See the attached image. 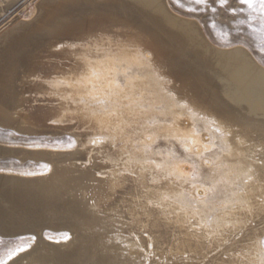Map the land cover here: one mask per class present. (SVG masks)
I'll return each mask as SVG.
<instances>
[{
	"label": "bare ground",
	"instance_id": "6f19581e",
	"mask_svg": "<svg viewBox=\"0 0 264 264\" xmlns=\"http://www.w3.org/2000/svg\"><path fill=\"white\" fill-rule=\"evenodd\" d=\"M55 1L48 0L53 3ZM87 1L91 5L88 4L84 9L79 6L80 2H77L69 5L61 17L48 20V25L44 26V36L34 38L37 47L58 44L69 35H91L106 26L129 24L138 27L150 23L152 26L166 28V25L169 29H174L171 32L173 38L189 43L190 49H193L190 51V59L193 56L201 58L212 52L201 42H193V39L200 37L196 30L188 21L170 14L163 0H106V3L100 6L96 5V1ZM44 7L41 14L46 11ZM87 8L89 9L86 10ZM80 11H84L87 18L96 14L103 16L91 20L89 24L77 22L73 15ZM68 15H72V20L69 21ZM71 24L75 26L72 28ZM22 28L16 27L13 33L4 37L0 43H9L8 40L16 37L17 31ZM35 29L38 31V28ZM101 53V60H106L105 56L108 54L105 51ZM215 56L212 55L213 58ZM205 59L206 57L202 68L195 65L185 67V64L181 65L174 60L167 65V69L171 66L176 74L182 73V77L186 75L180 80L176 92L168 96L169 108L175 117L183 113L191 114L202 128L215 130L214 136L219 140L216 152L222 161L219 173L225 176L230 184L231 175L238 178L244 194H239L233 187L230 196L223 198L224 206L216 217L211 222H206L204 212L190 205V200L184 196L178 185L172 182L166 184L167 187H148L151 183L146 186L143 180L146 168H135L133 174H137L140 179L135 180L136 183L130 187L122 186L121 171L124 172L125 168L130 167L131 159L139 153H135L136 149L123 152L124 158L120 154L110 155V149L107 151L108 147L105 146L107 135L95 133L84 137L79 133L76 150L46 154L49 155L50 162L54 161V165L48 163L52 165L48 176L27 185L19 184L21 187H42L46 191L38 211H35L36 215L30 216L33 221L25 222L27 215L21 211L14 214L19 222L24 221V225L27 223V227L32 230L39 232L41 227L49 222L67 228L71 237L67 241L64 240L65 242L53 241L50 244L40 240L35 248L20 257V264H264V252L259 237L264 232V70L257 68L256 64L254 66L247 59L242 67L232 63L233 68H229L231 65L225 60L219 63L214 61L217 68H213ZM109 62L111 65L114 60L105 64L108 66ZM97 65L101 67V64ZM68 66V69L64 70L70 73L67 77L68 83L65 82L59 91L63 89L77 94L78 88L73 87L85 85L92 89L90 93L93 94L88 96L87 93L86 97L79 101L57 98L51 102L49 100L46 105L48 109L58 114L63 108L77 107V114L82 117V122L89 118L94 125L99 122L127 123L125 116L132 105L128 101H123L121 105L108 101V97L113 98V93L104 95L106 100L99 99L97 93L101 91L99 88L93 90V87L99 83L97 87L108 86L110 91H124L130 87L132 78L142 70L139 66L131 73L124 72L119 79L112 77L111 73L108 78L110 85L104 80L110 73L106 67L105 73H102L96 64L83 66L71 63ZM223 69L225 73L237 74H231V78L230 74L220 72ZM158 73L161 76L166 72L161 69ZM172 120L175 119L166 118V121ZM157 121L159 120L155 119L152 124ZM147 154L153 155L154 150L147 151ZM131 155L132 158L129 157ZM118 187H121L120 191ZM227 219L231 221L227 223ZM19 225L22 227L23 223Z\"/></svg>",
	"mask_w": 264,
	"mask_h": 264
},
{
	"label": "rangeland",
	"instance_id": "374dc122",
	"mask_svg": "<svg viewBox=\"0 0 264 264\" xmlns=\"http://www.w3.org/2000/svg\"><path fill=\"white\" fill-rule=\"evenodd\" d=\"M92 1L98 2L97 6L106 3V0ZM77 2H80L79 6L83 9L88 4L91 5L87 0H56L54 3L48 0H0V42L13 33L16 27H23L17 31L16 37L8 40L9 43H0V106L2 107H0V168L3 169L0 173V241H2L0 264H20V257L25 253L9 260V252L17 245L30 242L28 238L31 236L36 237L31 250L40 240L50 244L53 241L65 242L70 239L68 229L61 225L56 226L48 222L39 232L27 227L26 224L33 221L30 216L36 215L35 211H38L46 191L42 187L29 185L21 187L19 184L27 185L48 176L49 171L52 170V165L49 164L54 165V161L50 162L48 157L51 155L49 152L54 151L55 154H60L67 150L68 152L76 150L79 133L84 137L95 133L107 135L105 146L108 147L107 151L110 149L108 151L110 155H123V152L127 153L129 150L136 149L135 153H139L131 159L132 166L125 168L124 172L121 171L122 186L130 187L140 179L137 174L136 176L133 174L135 168H146L147 170L144 171L146 174H143L146 186L151 183L148 187H167L173 182L190 200L191 206L204 212L206 222H211L216 217L224 206L223 198L230 196V190L233 187L239 191V194H244L238 178L231 175L232 183L230 184L227 178L219 173L222 161L216 152L219 140L214 136L215 130H205L191 114L183 113L179 117L173 116L169 108L168 96L176 92L180 80L186 75L182 77V73L176 74L171 66L169 67L171 70L167 69V65L169 66V63L174 60L181 65L185 64V67L195 65L202 68V62L206 57L205 61L207 60L213 68H217L214 63H219L221 60L228 61L231 65L229 68H233L234 64L242 67L241 65L246 64L248 60L254 66L256 64L257 68L264 70V43H262L264 11L260 8L259 0H256L253 8L247 5L240 6L239 0H228L229 4L236 5L234 15L230 10L221 8L218 3L212 4L211 0L206 5H197L193 0H163L170 14L188 21L196 30L200 37L193 39V42H201L209 52L212 51L201 58L193 56L190 59L189 56L192 54L190 51L193 49H190L189 43L179 42L173 38L171 32L174 29H169L166 25L167 29L163 26H152L150 23L147 26L138 27L129 24L106 26L91 35L70 36L68 34L69 37L63 38L58 44H47L38 48L34 38L44 36L43 31L44 26L48 25L47 21L61 17L69 5L77 4ZM84 3L85 5H82ZM43 6L46 11L41 14ZM97 6L95 9L98 8ZM213 7L217 9L215 13L212 12ZM189 9H195V11H189ZM73 16L77 22L89 24L91 20L99 19L103 15H90L87 18L85 12L80 11ZM67 18L69 21L72 20V15L70 17L68 15ZM70 26L73 28L75 25ZM35 28H38V31ZM211 46H214V49ZM100 51L108 54L105 56L106 60H101ZM153 54H156V57ZM212 55L213 57L217 55L216 59ZM225 55H227L226 58ZM112 59L114 62L111 65L109 62L108 68L105 62L113 61ZM71 63L83 66L96 64L97 69L102 73L109 69L110 73L104 79L108 84V78L112 74V77L119 79L124 72L131 73L139 67L142 69L132 78L130 87L124 91H110L108 86L97 87L99 83L93 87V90L100 89L101 92L97 93L99 99L106 100L104 95L113 93V98L108 97V101H115L120 105L123 101H128L132 105L125 116L128 124L99 122L98 125H94L89 118H86L83 123L82 117L80 118L77 114L79 110L77 107L63 108L58 114H54L47 108L49 100L50 102L57 99L79 101L86 97L85 94L88 93V96L93 94L90 93L92 89L85 85L73 87V89L78 88L77 94L69 90L59 91L61 86L68 83L67 77L70 73L64 70H67ZM97 64H101V67ZM24 68H26L25 71H23ZM156 69L158 72L164 69L166 73L160 76ZM220 72L230 74L227 71L225 73L224 69ZM235 73L237 74V72L231 74ZM231 74L229 77L233 78ZM137 106L140 109H135ZM13 115H15L14 118ZM168 117L175 120L166 121ZM49 119L52 122H49ZM155 119L159 121L152 124ZM149 150H154V154H147ZM144 152L146 153L143 154ZM142 155L144 157H141ZM132 156L129 157L132 158ZM120 189L121 187H118V191ZM19 211L27 215L25 225L24 221L19 222L14 217V214ZM230 221L227 219V223ZM20 223H23L22 227ZM65 232L69 239L64 241L62 235ZM259 237L264 252V232Z\"/></svg>",
	"mask_w": 264,
	"mask_h": 264
},
{
	"label": "snow or ice",
	"instance_id": "6c2138e0",
	"mask_svg": "<svg viewBox=\"0 0 264 264\" xmlns=\"http://www.w3.org/2000/svg\"><path fill=\"white\" fill-rule=\"evenodd\" d=\"M193 2L197 5H206L209 3V0H193ZM255 2H256V0H239V5L240 6L247 5L249 8H253L255 5ZM211 3L212 4L218 3L221 8H226V10H230L233 15L235 14V11H236L235 3L229 4L228 0H211ZM259 4H260L261 10L264 11V0H259ZM216 10L217 9L215 7L212 8L213 13H215ZM189 11H195V9H189ZM262 31H264V28H262ZM262 43H264V37H262ZM49 122H52L51 119L49 120ZM72 143L74 144V141ZM2 171H3V169L0 168V172H2ZM97 175H100V173H97ZM20 239L24 240L23 237H20ZM63 239L64 240L69 239V236L67 233L63 234ZM28 240L30 242L17 245L14 249H12L9 252V260H13L18 255L28 252L32 248L33 244L35 243L36 237L31 236L28 238ZM0 243H2V241H0Z\"/></svg>",
	"mask_w": 264,
	"mask_h": 264
}]
</instances>
